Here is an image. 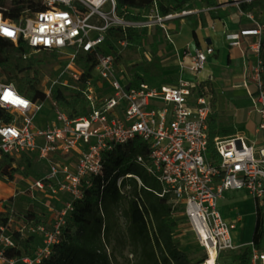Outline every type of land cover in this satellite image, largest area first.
I'll return each mask as SVG.
<instances>
[{
	"label": "built area",
	"instance_id": "built-area-1",
	"mask_svg": "<svg viewBox=\"0 0 264 264\" xmlns=\"http://www.w3.org/2000/svg\"><path fill=\"white\" fill-rule=\"evenodd\" d=\"M253 1L256 0H230L238 15L251 20L254 28L230 33L226 41L241 49L245 60L244 86L252 101L250 114L260 118V138L255 144L258 152L243 137L211 138L214 95L199 76L216 55L212 46L184 52L186 69L196 78L192 82L118 80L120 53L117 47L108 46L109 31L155 27L170 41L166 24L181 14L163 16L159 0H152L146 14L133 11L118 0H42L45 11L26 12L18 21L5 19L0 11V29L14 33L8 36L0 30V37L28 47L30 52L24 58L44 53L67 59L68 82L62 85L68 91H82L90 107L87 116L72 120L51 100L54 119L41 125L36 118L50 99L51 89L43 91L48 96L45 102L35 103L19 94L14 83L0 80V158L17 161L37 156L47 164V172L30 186L29 192L33 196L49 192L52 196L65 194L71 198L64 209L52 210L50 222H22V235L40 239V245L31 254L9 256L8 250L16 247L9 233L13 220L2 228L0 264H41L47 259L60 242L74 202L83 197V183L102 173L107 151L135 139L148 146V160L140 157L138 162L161 184L162 192L157 195L173 207L175 217L184 213L196 242L205 250L207 259L203 264H208L213 256L214 264H243L225 256L233 251H237L234 255H242L246 247L251 249L248 264H264V247L258 249L253 241L237 245L235 236L241 219L228 221L220 209L227 193H243L253 200L256 215L261 212L264 218V24L253 12L242 9ZM129 16L140 20H131ZM119 45L127 48L126 41ZM80 54L95 61L86 83L82 77L88 63H77ZM9 92L12 97L4 100ZM72 154L78 156L74 166L55 161L59 156ZM123 181L118 182L120 189Z\"/></svg>",
	"mask_w": 264,
	"mask_h": 264
},
{
	"label": "trees",
	"instance_id": "trees-1",
	"mask_svg": "<svg viewBox=\"0 0 264 264\" xmlns=\"http://www.w3.org/2000/svg\"><path fill=\"white\" fill-rule=\"evenodd\" d=\"M159 0L160 12L163 16L179 13L187 0ZM201 7L214 9L219 6V0H198ZM121 5L130 6L134 3L149 5L152 0H118ZM242 9L246 12L264 11V1L256 0L251 4H244ZM0 11L5 19L18 21L26 12L30 14L43 12L42 2L33 0H0ZM213 20L223 18L218 10H210ZM131 20H140V17L129 16ZM264 24V20L262 21ZM204 25V24H203ZM151 45V59L142 67L146 77L157 80L163 77L166 68L163 67L158 46L159 36L157 29ZM196 40V32H193ZM148 40V30L139 28L111 29L108 33V46L116 48L120 41H126L129 49H137ZM264 59V33L262 39ZM30 50L21 44L0 37V80L5 78L8 83L18 85L19 94L31 101L45 102L48 96L39 89V67L44 62L37 57L24 58ZM87 62L82 81L86 83L91 77L95 61L88 55L80 54L77 63ZM133 82H145L147 79L135 72L132 74ZM50 99L63 109L70 119L75 120L87 116L90 111L89 102L80 90L63 91L51 86ZM2 112H0V117ZM234 135L233 130H218L216 118L212 117L211 138L216 136L228 137ZM211 150L213 147L211 145ZM148 146L140 139L131 141L126 146H116L104 155L103 170L100 175L93 176L83 183V197L74 202L67 225L62 232L60 242L52 249L51 255L41 264H114L116 252L109 254L108 246L113 239L119 238L120 224L117 212L121 208L122 191L118 186L121 179L131 176L134 178V230L132 242L137 264H203V261L194 263L186 253L179 249L174 241L178 231V216L175 217L173 207L164 203L157 195L161 194L162 186L152 177L138 159L148 160ZM15 160L9 157L0 158V177L13 181L19 170L15 167ZM31 165V161L30 164ZM141 183V184H140ZM15 213L11 207L0 210L1 229L8 227L14 220ZM48 216L28 210L18 216L23 224L46 223ZM13 238L16 247L8 250L9 256L31 254L37 246V238L14 232ZM253 242L258 249L264 247V218L258 212ZM251 249L246 247L242 255H232L243 264H248Z\"/></svg>",
	"mask_w": 264,
	"mask_h": 264
},
{
	"label": "rangeland",
	"instance_id": "rangeland-1",
	"mask_svg": "<svg viewBox=\"0 0 264 264\" xmlns=\"http://www.w3.org/2000/svg\"><path fill=\"white\" fill-rule=\"evenodd\" d=\"M33 1L42 2V0ZM165 2L167 4H173L171 0H165ZM130 8L136 12L140 10L144 12V14L148 11V5L140 3L131 4ZM204 10H207V8L201 7L198 0H187V3L179 12L181 16L176 18L175 21H178L179 23V20L187 17H199L201 19L203 13H205ZM170 24V22L166 24L169 34H171ZM157 29L158 28L153 27L148 30V40L143 46L137 49H129L128 47L123 48L120 45L116 46L120 53L118 56V62L121 68L117 70V77L120 82H123V79L125 78L131 79L133 82L132 74L135 72L136 74L145 77L150 83H161L160 79L152 80L147 78L142 67L151 59V45L156 33L158 32ZM161 35L159 36V41ZM191 36L192 35L189 32L188 26H183L179 38L180 43L186 45L190 41ZM172 40L173 39L171 38L170 41L167 40V42L171 44ZM33 56L44 61L39 67V89L41 91L49 92L51 86H57L63 91H68L62 85V83L66 81L68 82V60L58 58L57 55L53 56L44 53L34 54ZM219 71L220 69L214 68V79L207 85L211 90V93L214 95L213 116L216 118L218 130L222 131L224 129H231L235 133L232 136L243 137L247 144L255 145L259 136L255 133L254 122L247 118V113L252 108V101L246 91L241 96L237 95L234 97L233 92L236 89L232 88V85L227 84V82L223 80V76ZM15 86L16 88L18 87L16 83ZM229 102H231V104ZM50 106L51 99L47 100L46 104L42 107L41 113L36 118V121L39 122V124H50L54 119V114L50 111ZM237 114L239 122H236ZM235 126L236 129L234 128ZM255 147L256 152H258L259 147L256 145ZM77 157V154H72L70 157L59 156L55 159V161L74 166L77 161ZM30 161L31 165H29ZM15 167L19 170V173L13 181L0 177V210H4L5 207H11L16 215L9 229L10 234L19 231L23 227L22 221H18V216L23 215L28 210H33L39 214H46L48 216L47 222H50L51 218H53L52 210L64 209L71 200V198L65 194L52 196L49 192H46L35 193L33 196L29 192L30 186L34 182L43 178L47 172V164L41 163L37 156L25 157L21 160H17L15 162ZM121 191V208L116 214L120 224L119 238L111 241L108 246V252L109 254L116 252V261H114V264H137V258L134 254L132 242V233L135 224L133 211L134 178H124ZM177 216L178 231L174 241L178 244L179 249L186 253L194 263L199 261L204 262L207 259V254L205 250L200 248L196 242L184 213L180 212ZM239 239H247V233ZM37 245H40V239L37 240ZM236 253L237 251L227 252L225 258H230ZM221 262H223V260H221Z\"/></svg>",
	"mask_w": 264,
	"mask_h": 264
},
{
	"label": "crops",
	"instance_id": "crops-1",
	"mask_svg": "<svg viewBox=\"0 0 264 264\" xmlns=\"http://www.w3.org/2000/svg\"><path fill=\"white\" fill-rule=\"evenodd\" d=\"M210 10H218L219 14L223 15V18L213 20L209 15ZM204 12L201 19L199 17H187L179 20V23L178 21L170 22L171 38L173 39L171 44L167 42L164 34L161 35L158 45L163 67L167 70L163 77L160 78V81L167 84H176L180 80L194 81L196 79L195 76L186 69L188 62L183 59L184 52L212 46L216 51V55L211 59L206 70L200 74L199 80L206 85L210 84V81L214 79V68L220 69L219 72L223 76V80L227 84L232 85V88L238 89L233 92V96H241L245 91L247 92L244 86L245 60L242 50L231 47L226 41V36L230 33L254 28V25L248 18L238 15L236 7L230 3V0H219L217 8H207ZM250 12H253L259 21L262 22L264 20V11L255 10ZM186 25L192 36L190 41L183 45L180 43L179 38L183 26L185 27ZM194 31L197 36L196 40L193 37ZM229 103L231 104V102ZM247 118L254 122L255 133L260 137L258 133L260 118L257 115L250 114V110L247 113ZM236 119V122H239L238 114ZM234 128L236 129V126ZM220 209L228 221H235L237 218L241 219L235 241L237 245H249L253 241L257 218L253 200L243 193H227L224 200L220 203ZM245 233H247V239L240 240L239 238Z\"/></svg>",
	"mask_w": 264,
	"mask_h": 264
},
{
	"label": "snow or ice",
	"instance_id": "snow-or-ice-1",
	"mask_svg": "<svg viewBox=\"0 0 264 264\" xmlns=\"http://www.w3.org/2000/svg\"><path fill=\"white\" fill-rule=\"evenodd\" d=\"M0 30L4 31L5 34L8 35V36H13V35H14V33L11 32V31H9L7 28H3V29H0ZM8 96H9V93H6V94L4 95V97H3V99H4V100H8ZM13 102H14V103H21V104L24 103V102L21 101V100H14Z\"/></svg>",
	"mask_w": 264,
	"mask_h": 264
},
{
	"label": "bare ground",
	"instance_id": "bare-ground-1",
	"mask_svg": "<svg viewBox=\"0 0 264 264\" xmlns=\"http://www.w3.org/2000/svg\"><path fill=\"white\" fill-rule=\"evenodd\" d=\"M208 264H214V256H213V258H210V261Z\"/></svg>",
	"mask_w": 264,
	"mask_h": 264
},
{
	"label": "clouds",
	"instance_id": "clouds-1",
	"mask_svg": "<svg viewBox=\"0 0 264 264\" xmlns=\"http://www.w3.org/2000/svg\"><path fill=\"white\" fill-rule=\"evenodd\" d=\"M0 28H2V26H0ZM12 97V93L9 92V96H8V99Z\"/></svg>",
	"mask_w": 264,
	"mask_h": 264
}]
</instances>
